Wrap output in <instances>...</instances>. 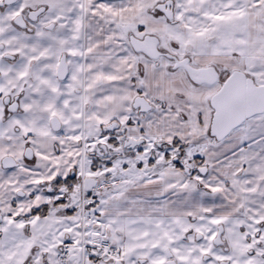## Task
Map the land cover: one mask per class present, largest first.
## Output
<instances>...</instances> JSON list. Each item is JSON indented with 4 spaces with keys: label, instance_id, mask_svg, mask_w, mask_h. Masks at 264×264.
<instances>
[{
    "label": "snow or ice",
    "instance_id": "1",
    "mask_svg": "<svg viewBox=\"0 0 264 264\" xmlns=\"http://www.w3.org/2000/svg\"><path fill=\"white\" fill-rule=\"evenodd\" d=\"M0 264H264V0H0Z\"/></svg>",
    "mask_w": 264,
    "mask_h": 264
}]
</instances>
